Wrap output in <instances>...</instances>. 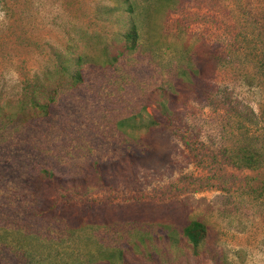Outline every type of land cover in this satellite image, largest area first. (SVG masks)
I'll use <instances>...</instances> for the list:
<instances>
[{
    "label": "rangeland",
    "instance_id": "obj_1",
    "mask_svg": "<svg viewBox=\"0 0 264 264\" xmlns=\"http://www.w3.org/2000/svg\"><path fill=\"white\" fill-rule=\"evenodd\" d=\"M113 4L0 0V264L84 261L114 243L124 252L116 264H215L209 252L224 264H264V163L230 161L252 143L264 152V0H179L155 18L153 59L146 51L117 70L85 66L72 88L50 48L78 54L85 31L112 39L119 17L102 16ZM165 42L198 56L202 86L220 95L175 82L169 120L158 96L173 75L157 64L179 56ZM191 220L208 229L200 257L185 241L128 249L118 227L178 231Z\"/></svg>",
    "mask_w": 264,
    "mask_h": 264
},
{
    "label": "trees",
    "instance_id": "obj_2",
    "mask_svg": "<svg viewBox=\"0 0 264 264\" xmlns=\"http://www.w3.org/2000/svg\"><path fill=\"white\" fill-rule=\"evenodd\" d=\"M179 0H114V4L111 7L104 6L103 9L107 12L103 13L102 17L106 19L113 14L117 13L119 19L116 23L120 24V28L114 32L113 38L108 39L105 31L93 32H81L80 38L77 39L76 49L81 45L82 51L78 54L62 53L58 49L50 48L51 62L53 64L54 72L62 78H66L71 83L72 88L79 86L83 81V69L85 66L110 68L116 69V64L120 58L135 53L145 54L149 52L151 59H153V50L150 41L147 40L148 36L155 33V18L158 14L165 12L169 9L177 7ZM101 17V18H102ZM146 35V38H144ZM144 38V39H143ZM164 47L172 49L173 52L179 56L178 60L174 64L166 62L163 64L159 62L157 67L167 69V73L173 75V77L166 80V87L162 88L159 93V105L158 110L167 120L171 116V108L168 106L170 99H173L171 91L176 88L177 85L183 84V87L197 89L200 94L205 91L208 93L211 88L202 86L204 81L199 80L202 64L198 56L194 55L189 48L178 47L176 44L170 48V44L165 42L161 43ZM69 49V48H68ZM91 49V50H90ZM204 94V93H203ZM212 97L218 96L215 89H211L209 95ZM221 101H226L229 96L226 93L221 94ZM55 97H48L47 102H55ZM33 109L38 111L39 115L48 113L49 104H40L39 100L32 98L28 99ZM129 120V119H128ZM156 123L149 119L148 127L155 125ZM237 154H232L230 161L234 166L238 168H246L250 170H256L264 163V152L256 144L247 145L244 149L238 150ZM49 176L48 173L44 172ZM125 226V227H124ZM124 226H118L119 229H125L127 242H123L128 249H135L139 246L148 247L154 243L163 242L169 248L176 247L181 241H185L189 246L192 254L196 257H200L201 250L206 247L208 240V229L206 225L199 220H191L186 223L180 230H176L169 224H158L156 229L151 231L147 229V225L144 224H125ZM91 228V226H90ZM120 230V231H122ZM99 248L98 255L100 258L93 259H81L73 258L65 260L63 258H56L52 264H97L104 261L107 264H116V262L124 261V252L121 247L114 243L113 248L97 246ZM207 253V251L205 252ZM28 262L32 261V258H26ZM208 259L215 264H224L222 254L219 252H209Z\"/></svg>",
    "mask_w": 264,
    "mask_h": 264
}]
</instances>
